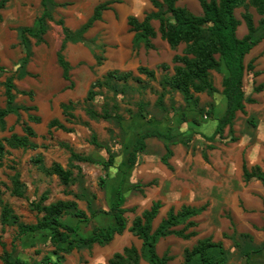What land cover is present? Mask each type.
<instances>
[{
	"label": "rangeland",
	"instance_id": "obj_1",
	"mask_svg": "<svg viewBox=\"0 0 264 264\" xmlns=\"http://www.w3.org/2000/svg\"><path fill=\"white\" fill-rule=\"evenodd\" d=\"M62 2V0H58ZM66 5L59 6L55 11V18H64L67 26L72 30L76 27L72 26L71 17L75 10H81V13L89 17L95 5L104 0H63ZM41 0H11L7 7L1 11L0 18V41L9 42L12 49L22 45L19 30L25 26H34L41 12ZM125 2V0H124ZM138 6L130 5L129 14L123 19L121 10L125 6L120 5L119 9L114 12L113 18L109 14L104 15V20L98 22L87 33L86 39L82 43L72 44L74 51H65L66 57L72 64V80L74 85L71 86L69 81H65L62 77L61 70L53 68L54 52L60 47L63 39L61 26L55 21H49V30L46 34V42L42 45L35 43L36 39H30L32 50V76L18 81L19 89H33L42 106L43 101L47 102L46 109L41 108L40 114L44 117H54L56 112L54 105L58 103V96L70 93L69 98H77L75 103L74 113L76 117L68 122L65 116L62 119L67 126L72 130L69 132H54L49 130L47 124L36 125L39 137L36 141L39 148H16L8 149V152L2 159V166H0V188L2 190V200L8 203L15 214L19 216V222L22 224L35 223L38 219V212L33 209L32 202L39 201L41 195L51 190L53 198L58 197L62 193L60 180L54 174H49L47 168L52 165L54 161H61L66 163L68 149L65 143L78 152H87L90 144L89 138L93 133L98 134L100 140L109 141L108 135H114L119 138L123 136L124 127L123 121L131 120L137 114L145 116L147 119L160 118L161 116L169 115V118L174 119L171 133L174 141L169 143L173 146L174 142H184L187 145V151L193 150V153L200 154L203 151L208 153L209 162H203L199 167L194 168L197 182L200 185L198 192V201L202 202L207 198L209 203L208 210L201 216L200 227L198 235L189 240H183L177 237H169L161 240L158 245V251L163 254L168 251L174 255V260L171 264H182V253L186 247L191 248L199 238L205 236H212L217 238L223 229L224 221L230 218V209L227 206L220 205V201L227 197L230 198L237 193L240 187L248 186L245 184L241 175V163L245 156L250 165L258 159L255 149L257 143L259 144L258 135L264 140V74L255 76L253 72L247 73L244 78V90L247 97H252L257 100L256 103L246 104V113L239 112L233 127V132H229V128L225 130L223 138L217 136L214 141L208 144L207 131L209 128L215 130L217 120H207L204 116L209 118L214 116L217 107L223 105L224 97L222 95V79L224 74L222 72L212 71V77L218 91L213 95L206 93L199 94V102L187 103L182 94L178 91L171 90L168 87L162 86V77L165 73L172 74L174 63L172 58L176 53H181L184 44L180 45L176 50L172 49L169 44L162 40L160 34L153 40L155 49H145L141 46L137 50L142 56V65L156 70V77L149 78L138 71L135 75L139 79H131L129 83L117 82L119 86L125 88L124 93H116L115 91L103 87L99 90L100 94L93 102L86 100V95L91 83L97 78H102L106 75L105 71L113 70L116 67V62L113 59L106 57L112 49L123 45L130 47L133 32L130 30L128 24V16L135 15L139 19H143L145 14L154 10L150 0L138 1ZM180 5L188 7L192 12L201 14V6L199 0H182ZM129 5V4H128ZM245 8H238L236 16L241 20L242 24L238 28V35L241 37L247 33L246 25L242 18V13ZM249 10L254 14L256 24L260 19V15L255 8L249 7ZM76 19L80 20V16L76 15ZM156 30H158L159 23L154 22ZM81 46V47H80ZM81 48V49H80ZM22 49V48H21ZM8 50L1 46L0 56L6 59ZM18 58L21 56L18 53ZM96 55L103 57L102 64L106 62L104 68H100L94 62ZM25 56V49L22 50V57ZM145 56V59H144ZM3 58L1 60L3 61ZM21 57L19 58V60ZM255 59V70H264V41L255 46L251 52L246 56V63ZM18 62H21V60ZM7 62V72L0 74V82H4L6 77L11 73L18 76L15 68L19 66ZM166 62L170 65L168 70H163L160 65ZM117 69V68H116ZM104 72V73H103ZM116 82V81H115ZM263 83L261 91H255L254 88ZM73 88L72 92H67L68 89ZM56 91L57 93L52 95ZM164 92L163 103L159 104L157 99L159 95ZM59 93V94H58ZM58 94V95H57ZM16 100L18 104L29 105L31 99L29 96L17 93ZM6 102L5 87L0 85V107H3ZM94 106L99 111L108 109L113 113L121 116V120L114 117L112 120L93 119L86 112L89 106ZM224 107V106H223ZM195 109L197 112L195 117L200 124L191 120L183 122L185 115L189 119L192 118ZM225 111V110H224ZM222 112V111H221ZM218 111V116L224 112ZM60 114V113H59ZM28 112L23 111L20 116H10L8 123L4 129L0 128V137L5 138L14 132L22 133V128L27 120ZM202 119H205L202 120ZM249 119L255 122L253 125ZM104 126H103V125ZM103 126V128H102ZM93 132V133H92ZM62 136H61V135ZM76 135V137L74 136ZM231 137H236V141H232ZM68 142V143H67ZM166 139H149L148 152L155 155H162L167 152ZM212 146L214 149L210 148ZM264 145V141L262 144ZM175 149V146H173ZM67 164V163H66ZM71 164V165H70ZM73 167V163L67 164ZM18 173L22 182V190L24 196H17L13 193V176ZM77 179V178H76ZM65 190L63 186V191ZM141 207L134 213L129 214L132 219L134 214L139 213ZM2 212V203H0V219ZM214 217L216 222L214 223ZM213 222H212V221ZM223 222H222V221ZM19 224H2L0 221V264H5L3 257L5 249L12 252L13 255L20 256L31 263H37L42 260L44 255L52 254L53 246L49 241V232L43 231L35 234H28L19 236ZM229 233H232L230 228ZM240 242L248 243V239L238 236ZM247 240V241H246ZM229 242V241H228ZM5 244V247L2 244ZM15 244V248L13 246ZM135 244L140 248L141 240L133 233H127L122 237H117L112 245V254L116 251H121L124 246ZM110 245V246H111ZM229 247L228 245H226ZM233 250V248L231 249ZM93 250L87 248L76 249L72 254H68L66 264H108L107 260L96 261L93 257ZM53 261H56V256L52 255ZM233 264L240 263V254L237 249L232 253ZM146 264V263H144Z\"/></svg>",
	"mask_w": 264,
	"mask_h": 264
},
{
	"label": "trees",
	"instance_id": "obj_2",
	"mask_svg": "<svg viewBox=\"0 0 264 264\" xmlns=\"http://www.w3.org/2000/svg\"><path fill=\"white\" fill-rule=\"evenodd\" d=\"M10 1L0 0V18L1 11L7 7ZM150 1L154 10L146 13L143 19H139L135 15L128 16L130 30L134 33L133 48L138 49L144 46L147 50L155 49L153 40L158 33L161 39L166 41L174 50L184 44L183 51L176 53L172 58L174 63L173 73H165L161 84L164 88L168 87L171 90L180 92L187 103L193 102L194 105L199 102V94L213 95L218 91L212 77V71L222 72L224 74L222 95L226 100V108L224 113L216 118L217 125L214 133L206 137L209 141H214L217 136L223 138L227 128H229V132H233L238 113H246V104L256 103L255 98L246 96L244 78L250 72H253L255 76L262 74L261 70H255V59L246 63V56L264 40V0H199L201 14H196L188 7L180 5L179 2L182 0ZM114 2L118 1L106 0L98 3L88 20L77 30H72L66 25L64 18H55L56 8L67 3H59L56 0H41V12L35 25L25 26L19 30L20 40L25 49V56L20 65L22 71L18 69L19 76L27 74L24 68L32 57L31 37L36 39L37 44L44 42V36L49 29V21H55L61 26L63 33V39L57 51V61L62 68L63 78L71 81V86H73L72 65L65 54L67 44L69 42L84 41L86 33L97 21L102 20L103 12L110 9L111 4ZM242 7L246 9L242 13V18L247 33L240 37L238 28L242 22L236 16V10ZM249 7L255 8L260 15L258 24H256L254 14L249 10ZM154 21L159 22L158 30L153 24ZM96 59L98 65H101L103 57L96 55ZM160 67L163 70H168L170 65L163 62ZM4 72H7V69L0 63V74ZM138 72L149 78L156 77V70L144 65L138 67ZM134 78L139 79L132 70H109L105 76L97 78L91 83L86 100L94 103V100L100 94L99 90L103 87L109 88L117 94L124 93L125 88L119 86L117 82L129 83ZM1 84L5 87L6 102L5 106L0 107V126L5 127L6 118L10 114L19 115L21 110H24L29 115L28 121L23 127L24 134L13 133L9 137H0V166H2V159L8 152V148L36 149L38 147L32 141V138L37 136L32 123L41 122V117L32 112L38 109L35 105H18L16 102L17 93L32 98L34 96L33 90L18 89L15 84L14 73L8 75L4 82H0ZM262 89V83L254 88L258 92ZM163 98L164 92L159 95L157 102L159 104L163 103ZM61 106L67 121H71L76 117L73 111L75 102L69 101L68 103H62ZM86 112L93 119L112 120L116 117L121 120L120 115L108 109L99 111L92 105L86 109ZM182 120L186 122L189 118L184 115ZM192 120L200 124L196 117ZM249 121L255 125L253 120L249 119ZM48 126L49 129L60 128L65 131H72L58 118H53ZM151 137L166 139L169 142L174 141L171 131L163 132L152 129L140 133L129 152V166H134L137 163L139 154L145 152L147 148V139ZM231 140L236 141L237 138L231 137ZM169 142L166 144L167 152L163 157L165 162H168L169 157L173 154ZM91 143L97 147H103L95 135ZM64 145L71 153V161L77 160L100 164L104 168H109L114 164V155L109 150L108 159L102 161L91 155L74 151L69 144L65 143ZM46 170L49 174H56L65 185L73 181L72 169L65 168L59 162H53ZM254 179L260 180L264 185V168L260 164L249 166L247 161L244 160L243 180L248 183ZM12 180L13 193L17 196H24L19 174L16 173ZM101 183L104 184L105 180L101 179ZM1 196L2 190L0 188V203H2L0 221L2 224H19V236L48 231L49 241L54 248L52 254L44 255L42 260L37 263H31L20 256L15 257L12 252L5 249L3 257L5 264H63L66 255L79 247L92 248L95 244L107 245L117 234H123L127 229L142 240L141 247L139 248L134 244L125 246L122 251H117L111 256L108 264H141V260H145L148 264H169L173 257L168 252L162 255L157 252L159 241L169 235H176L184 239L197 236L198 231L195 228L198 226V222L194 218L207 208L206 205L200 207L183 205L179 210L171 207L167 212V216L154 228V220L162 207L161 201H154L150 208L145 209L133 219L130 226L125 214L128 211H135V209L124 208L121 206L120 201H117L111 207L115 224L107 227L96 226L91 234L83 236L78 233L77 225L69 224L63 220L66 215H71L79 221L89 219L87 212L81 209L75 201L58 200L46 204L48 194L44 192L39 201L32 202L33 209L39 214L37 221L31 224H22L19 222V216L14 213L8 203L3 202ZM180 225H183V227L178 229L177 227ZM238 236L252 242L251 235L248 233L233 234L234 245L241 256L247 257V260L251 259L252 252L255 251L252 248L255 247L243 246V243L238 240ZM2 245L5 247L4 243ZM13 246L15 248V244ZM256 248L259 250L264 249V242ZM52 255L56 256V261H53ZM183 256V264H233L230 262V257L223 243L214 241L212 237L199 238L191 248L184 249Z\"/></svg>",
	"mask_w": 264,
	"mask_h": 264
},
{
	"label": "crops",
	"instance_id": "obj_3",
	"mask_svg": "<svg viewBox=\"0 0 264 264\" xmlns=\"http://www.w3.org/2000/svg\"><path fill=\"white\" fill-rule=\"evenodd\" d=\"M56 1L59 3L64 2L63 0L62 2L58 0ZM104 1H100V2H104ZM117 1L118 2H114L111 4L110 9H107L103 12L102 20H104V15L106 13L109 14V17L112 16L113 18L114 12L119 9L120 5H123V4L125 6L121 10L122 11L121 14H123V16L121 15V17L124 19L130 12L129 10L130 5L133 7L138 6L137 4L138 1H142V0H125V2L124 0H117ZM74 12L75 13L72 14V17H71V22H72L71 25L76 27L73 30H77L88 20V18L92 14L89 17H87L86 15L81 13V10L77 9ZM76 15L80 16V20L76 19L75 17ZM102 20L97 21L94 24V26L98 22H102ZM90 30L87 33H90L91 32ZM133 36H134V33H133ZM133 36L131 38L130 47L121 45L117 47L116 49H112L111 51L107 52L109 54L106 57V62L108 61L109 58L113 59L116 62V67L114 69L117 68L122 71L132 70L135 73V71H138V67L143 64V62H141L143 60L141 59L142 56L139 54L137 50L135 51L133 49V44H132ZM45 42H46V37H45V41L42 43L44 44ZM8 43L9 42L7 41L6 42L0 41V49H1V46H3L5 47V49L8 50L6 59L0 56V63L5 67L7 66L8 61L13 64L14 60H16L17 62L14 64L16 66H18V63H19V66L15 68V72L18 73V76H16L15 78V84L17 88L19 89L17 85L18 81H21L24 78L28 79L29 77L32 76V70L30 69V66L32 65L33 60H30L27 63L26 67L24 68V70L27 71V74L23 76H19L20 72L18 69L21 70L20 65L23 59L22 50L24 49V47L23 45L17 46L15 49H12V52L10 53L11 45L9 46ZM42 43L40 44L42 45ZM75 43L78 44L82 42L81 41L69 42L67 44V48L65 51H69V52L74 51V48H72L71 50V46L72 44H75ZM40 44H37V45H40ZM59 48L60 47H58L56 52H54L55 59L52 65L54 69L55 68H57L58 70L60 69L61 74H62V68L60 67L57 61V51L59 50ZM19 52L21 54L20 56L21 62H18L20 58V57L18 58ZM1 58H3V61L1 60ZM94 58H95L94 62L98 65L96 57ZM144 59H145V56H144ZM106 62L101 65H98L99 69L104 68ZM257 70H260V69H257ZM108 71L109 70L107 69L105 73ZM261 71H262V74H264V70H261ZM69 82L71 84V81ZM72 89L73 88L70 87V89H68L67 92H72L73 91ZM23 90H33V89H23ZM56 93L57 92L54 91L52 95ZM70 96H71L70 93L58 96V103L54 105V110L56 112V115L54 117H49V116L44 117L42 114H40L41 108L46 109L47 102L43 101L42 106H41L38 102V99L36 101L35 93L32 98L30 97L32 103L29 105H35L38 108L37 111H32V112L35 114H38L41 117V122L32 123L37 133V136L32 138V141L38 145L37 148H39V144L36 141V139L39 137V135H38L36 125L46 123L48 126L49 122L53 118H58L67 126L66 122L62 119V117L64 116V113H63V108L61 105L62 103H68L69 101H73L75 103L78 102L76 97L72 99V98H69ZM18 105H22V104H18ZM225 108H226V100L224 99L223 105L221 107H217V111L214 112V116L212 118H209L207 115H205L204 117L207 118V120H210V119L216 120V118L219 117L218 111L224 112ZM23 111L24 110H21L19 115L10 114L6 118V124L8 123V118L10 116H20ZM192 112H193V116L191 119H189L191 121H193L192 119L195 117V114L197 111L193 109ZM202 120L205 121V119H202ZM27 121H28V117L25 123ZM127 121L128 120L123 121V127L125 128L124 129L125 131L122 137L119 136L118 140L116 137H114L115 135L114 134V135H111V137L110 135H108L109 141H104V140L102 141L99 139L98 134H95L92 132L93 133L91 135L92 137L89 138L90 144L88 147H86L88 151L87 152L78 151L79 153L91 155L95 157L96 159L106 161L109 157V152H108L109 150L114 155V164L110 166L109 168H104L100 164H94V163L77 161V160L71 161V158H70L71 153L68 150L69 154L67 155L66 163L67 164L68 162L73 163L74 166L69 167L67 166L66 163H63L61 161H59V163H61L65 168L72 169L73 181L68 185L63 184L60 181V184L62 185L61 187L62 193H60L58 197L53 198L52 191L51 190L46 191L48 194V199L45 201V203L49 204L51 202L58 201V200H71V201L77 202L78 206L87 212L89 219L87 221H79L77 218L71 215H66L63 217V220H65L69 224L77 225L78 233L83 236H87L91 234L94 227L96 226L107 227L109 225L115 224V217L111 213V207L117 201H120L121 206L127 209L134 208L137 211L141 207L139 213L134 214V217L132 219L129 218V214L134 213V211L126 212L125 215L128 218L129 226L132 224L133 219L137 215H140L145 209L150 208L154 201H157V200L161 201L162 207L160 209L159 214L154 220V228H156L160 224V222L167 216V212L169 211L171 207H174L175 210H179L183 205L196 206V207L206 205L207 206L206 210L194 218L198 222V226L195 228L198 231L200 227L199 218H201V216L208 210L209 203L207 202V198L204 201L202 200V202L198 201L199 200L198 192L200 191V185L197 183L199 179H196V176L198 175L195 174L194 168L199 167V165H201L203 162H209L208 153L203 151L200 154H195L193 153V150L187 151L188 147L187 145L184 144V142H175L173 143V146H175V149L171 145L173 154L169 157L168 162H165L163 161V157L166 153L162 155H155V154L148 152V140L149 139H159L157 137H151L147 139V148L145 152L139 154L137 163L134 166H129V163H128L129 152L132 150L139 134L145 131L152 130V129H158L163 132L171 131L174 119L169 118V115L161 116L160 118H155V119H151L149 117V119H147L145 116L141 114H137L131 120L129 119V122ZM6 124H5V127H6ZM5 127L0 126V128L2 129H4ZM48 129H49V126H48ZM49 130H53L54 132L55 131L56 132H60V131L69 132V133L72 132V131H65L60 128H52ZM214 131L215 130L209 128V131H207V136H211L214 133ZM14 133H18V132H14ZM18 134L20 135L24 134L23 128H22V133H18ZM94 135L97 137L98 142L103 145V147H97L96 145L91 143ZM74 136L76 137V135ZM261 136L258 135V139L260 142L259 144L257 143V147L255 149L258 159H256L255 162H251V163L252 165L260 164L264 168V145L262 146L260 145V143L262 144L264 140ZM210 142L211 141L208 140V144H210ZM210 148L214 149L215 147L213 148L212 146H210ZM205 154L207 155L206 157H205ZM244 160L247 161V164L249 166H252L249 164L247 158L244 156L243 159L241 160L242 166L240 168L242 178H243ZM54 162H58V161H54ZM57 178L60 180L58 176ZM101 179L105 180L104 184L101 183ZM245 184H249V185L240 187L237 193L234 194L231 198H230L231 196L230 195L229 197L222 199L220 201V205L222 206L225 205L230 209V218L227 221H224V223L222 224L223 229L221 230V233L219 234V236L216 239L213 238L211 235L205 236V237H212L214 241L222 242L230 257V262H232L231 261L232 253L234 249L236 250V247L233 241V234L234 233H239V234L248 233L252 237V242H248L246 246L247 247L254 246L255 248H252V250H255V251L252 252L251 259L249 260H247V257H242L241 254L239 253L240 263L238 264H264V249L259 250L256 248L262 242H264V229H263L264 228V185L260 180H257V179H254L248 183L245 182ZM63 186L65 188L64 191H63ZM215 222H216V218L214 217V223ZM182 227L183 225H180L177 228L180 229ZM230 228L232 229V233H229ZM127 233H132V232H130L127 229L124 231L123 234H117L114 237V239L107 245L95 244L92 246V248L83 246V247H79L78 249H81V248L92 249L94 259L98 262L99 261L105 262L107 258L109 260L111 256L115 253L114 252L112 254L113 247L111 244L115 243L117 237H122L126 235ZM172 236L183 239V240H189V239L178 237L176 235H169L165 238H169ZM165 238H162L161 240ZM161 240L159 241V243L161 242ZM141 245H142V240H141ZM158 245H157V252L159 253ZM226 245H228L229 247H227ZM243 246H245V244H243ZM232 248L233 250H231ZM165 252H168V251H165ZM183 253L181 256L182 262L184 261ZM170 255L173 258L172 260H170L169 264H171V262L175 258L174 255L172 254ZM102 259H105V261H103ZM108 260H107V263H108ZM144 263L148 264L145 260H141V264H144ZM63 264H66V261H63ZM95 264H101V263H95Z\"/></svg>",
	"mask_w": 264,
	"mask_h": 264
}]
</instances>
